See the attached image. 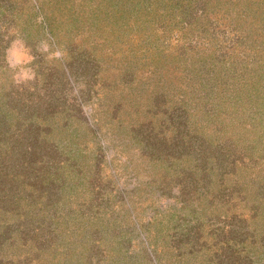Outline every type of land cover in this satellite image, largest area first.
<instances>
[{
  "label": "rangeland",
  "instance_id": "rangeland-1",
  "mask_svg": "<svg viewBox=\"0 0 264 264\" xmlns=\"http://www.w3.org/2000/svg\"><path fill=\"white\" fill-rule=\"evenodd\" d=\"M0 264H264V0H0Z\"/></svg>",
  "mask_w": 264,
  "mask_h": 264
},
{
  "label": "clouds",
  "instance_id": "clouds-1",
  "mask_svg": "<svg viewBox=\"0 0 264 264\" xmlns=\"http://www.w3.org/2000/svg\"><path fill=\"white\" fill-rule=\"evenodd\" d=\"M10 56L15 57V62L16 64H24L27 63L32 59L31 56L28 55L27 50L24 49L23 45L19 42L16 41L12 47V49L9 50ZM55 56H59L60 53H54ZM34 75L28 70L21 69V72L18 74V78L20 79H30Z\"/></svg>",
  "mask_w": 264,
  "mask_h": 264
}]
</instances>
